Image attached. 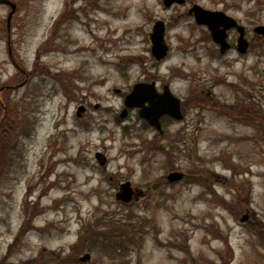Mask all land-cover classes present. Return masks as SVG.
<instances>
[{
  "label": "rangeland",
  "instance_id": "rangeland-1",
  "mask_svg": "<svg viewBox=\"0 0 264 264\" xmlns=\"http://www.w3.org/2000/svg\"><path fill=\"white\" fill-rule=\"evenodd\" d=\"M10 1L9 34L0 5V129L15 132L0 161V264H264L248 228L264 226V39L253 33L264 0ZM195 5L244 27L246 54L220 56L187 15ZM156 21L168 47L159 63ZM152 80L183 108L162 136L137 110L119 118L131 87ZM216 104L244 111L229 118ZM175 172L182 180L169 183ZM214 176L229 187L207 183ZM124 183L141 192L128 204L115 198Z\"/></svg>",
  "mask_w": 264,
  "mask_h": 264
},
{
  "label": "water",
  "instance_id": "water-1",
  "mask_svg": "<svg viewBox=\"0 0 264 264\" xmlns=\"http://www.w3.org/2000/svg\"><path fill=\"white\" fill-rule=\"evenodd\" d=\"M174 2L181 4L182 1L164 0L165 7H170ZM0 4L7 5L10 8V12L7 16V32L10 33V19L16 10V5L8 0H0ZM189 15H193L194 21L197 25L205 26L210 35L213 43L218 46L219 54L224 55L230 50L231 45L228 43L227 32L234 29L238 38L236 40V52L240 55L246 54L249 48L248 42L245 40V29L239 25L234 19L227 16L223 12L207 11L199 6H193L189 12ZM253 33L264 39V26H257L253 29ZM165 25L161 21H156L152 27L150 34V52L155 61L159 62L163 60L168 53V47L164 41ZM115 90V93H118ZM125 109L120 114V118L126 117L127 109H138L139 117L147 122V124L161 133L160 118L162 116H169L176 121H181L183 114L181 111L180 101L175 98L168 87L163 88V93L158 95L154 84L137 83L132 86L131 92L124 99ZM84 112L83 107H79L76 115L79 116ZM95 158L103 165L105 160L100 154H96ZM183 175L181 173H170L167 176L169 183H176L181 181ZM141 195V192L137 193L133 191L129 183H124L120 186L119 192L115 198L122 203L128 204L132 201V198H137ZM247 216H244L240 222H244ZM89 259V255L85 254L80 258L81 262H86Z\"/></svg>",
  "mask_w": 264,
  "mask_h": 264
},
{
  "label": "trees",
  "instance_id": "trees-1",
  "mask_svg": "<svg viewBox=\"0 0 264 264\" xmlns=\"http://www.w3.org/2000/svg\"><path fill=\"white\" fill-rule=\"evenodd\" d=\"M46 75L49 76L50 74H46ZM228 87H229V89H232L234 91L236 89L235 85L228 86ZM3 94L0 95V100H1V96H3ZM0 107L2 108L1 105H0ZM213 107L215 109H217V108H221L222 106H220V104H216ZM223 107L224 108L220 109V114L225 115L229 118L233 117L235 119H238L240 117L239 114H243V111H244V108L241 109L242 111L241 110L238 111L239 108H237V105H232L230 107H228V106H223ZM246 111H248V110H246ZM247 114H248V112H247ZM10 127H11L10 129L7 127H3V129H0V161H4V157L7 153V151L11 148V143H12L13 135H14L15 131H13V129H12L13 126H10ZM230 171H231V169H230ZM214 178H216L217 180H214ZM214 178L209 179V181L207 183H211V184L216 183V184H219V186H221V187H229V185L225 186V184H227V183H225L224 179L223 180L219 179L218 176H214ZM233 188H234V185H233L232 189ZM207 193L212 198H214L217 201V203H219L221 208L225 209L226 211H228L230 213V211H231L230 206L227 204V202L225 200H223L221 197L217 196L216 193H214V191H212L209 188V184H208ZM236 201L240 207L243 205V203H245L243 201V198L240 196L238 198L236 196ZM239 210H240V208H239ZM260 222L261 221L257 222L255 219H254V221H250L248 228H249V231L257 237L261 246H264V244L262 242V240L264 239V226ZM224 262H225V264H227L226 261H224Z\"/></svg>",
  "mask_w": 264,
  "mask_h": 264
},
{
  "label": "flooded vegetation",
  "instance_id": "flooded-vegetation-1",
  "mask_svg": "<svg viewBox=\"0 0 264 264\" xmlns=\"http://www.w3.org/2000/svg\"><path fill=\"white\" fill-rule=\"evenodd\" d=\"M187 15H188V13H187ZM189 16V15H188ZM230 32H233L234 33V42H230V44H236V40H237V38H238V34L236 33V31L235 30H231ZM230 32H228V36L230 37V35H231V33ZM231 40V39H230ZM232 47H234V45L232 46ZM144 83H149V82H144ZM151 83H154L155 84V88H156V92H157V94L158 95H161L162 93H163V88L166 86V85H162V84H158V82H157V80H152L151 81ZM119 94H121V91L119 92ZM124 99V98H123ZM84 108H85V112H84V114H86V112H87V109H88V107L87 106H83ZM97 108V107H96ZM130 111H132V110H130ZM130 111H128V113L130 112ZM127 113V115H129ZM126 115V116H127ZM173 120L171 119V118H169V117H166V116H164V117H162L161 119H160V124H161V133H157L158 134V136H162L163 134H164V127L163 126H165V124H166V122H172Z\"/></svg>",
  "mask_w": 264,
  "mask_h": 264
}]
</instances>
